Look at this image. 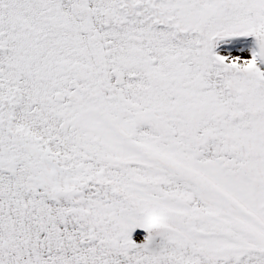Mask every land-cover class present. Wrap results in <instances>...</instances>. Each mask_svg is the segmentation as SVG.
<instances>
[{"label": "snow or ice", "instance_id": "snow-or-ice-1", "mask_svg": "<svg viewBox=\"0 0 264 264\" xmlns=\"http://www.w3.org/2000/svg\"><path fill=\"white\" fill-rule=\"evenodd\" d=\"M0 264H264V0H0Z\"/></svg>", "mask_w": 264, "mask_h": 264}]
</instances>
